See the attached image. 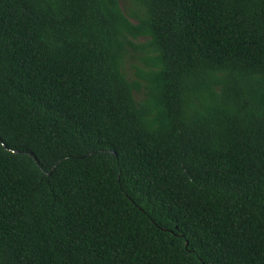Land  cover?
<instances>
[{
    "label": "trees",
    "instance_id": "16d2710c",
    "mask_svg": "<svg viewBox=\"0 0 264 264\" xmlns=\"http://www.w3.org/2000/svg\"><path fill=\"white\" fill-rule=\"evenodd\" d=\"M0 264H264V0H0Z\"/></svg>",
    "mask_w": 264,
    "mask_h": 264
}]
</instances>
